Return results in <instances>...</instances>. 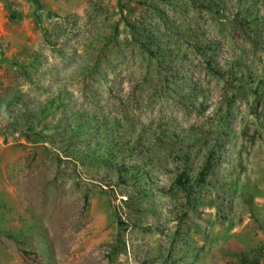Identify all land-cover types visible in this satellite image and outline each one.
<instances>
[{"label": "rangeland", "instance_id": "obj_1", "mask_svg": "<svg viewBox=\"0 0 264 264\" xmlns=\"http://www.w3.org/2000/svg\"><path fill=\"white\" fill-rule=\"evenodd\" d=\"M0 47V264H264V0H0Z\"/></svg>", "mask_w": 264, "mask_h": 264}, {"label": "trees", "instance_id": "obj_2", "mask_svg": "<svg viewBox=\"0 0 264 264\" xmlns=\"http://www.w3.org/2000/svg\"><path fill=\"white\" fill-rule=\"evenodd\" d=\"M178 182L183 186L187 187V181L182 176L178 178ZM242 261L244 264H261V258L259 256L250 257L248 254L242 255Z\"/></svg>", "mask_w": 264, "mask_h": 264}, {"label": "water", "instance_id": "obj_3", "mask_svg": "<svg viewBox=\"0 0 264 264\" xmlns=\"http://www.w3.org/2000/svg\"><path fill=\"white\" fill-rule=\"evenodd\" d=\"M0 51H1V47H0Z\"/></svg>", "mask_w": 264, "mask_h": 264}]
</instances>
